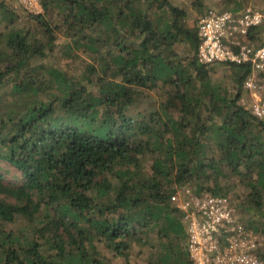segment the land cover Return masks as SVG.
<instances>
[{"label":"trees","instance_id":"obj_1","mask_svg":"<svg viewBox=\"0 0 264 264\" xmlns=\"http://www.w3.org/2000/svg\"><path fill=\"white\" fill-rule=\"evenodd\" d=\"M41 3L32 14L0 0V161L15 169L0 173V264H113L106 253L129 260L138 246L156 250L149 264H192L187 235L171 238L182 222L171 195L233 201L232 182L264 260V119L240 104L250 66H230L233 94L216 83L196 58L198 22L187 28L170 0ZM60 32L64 56L90 59L83 78L33 65L56 55ZM156 88L149 115L131 116Z\"/></svg>","mask_w":264,"mask_h":264},{"label":"built area","instance_id":"obj_2","mask_svg":"<svg viewBox=\"0 0 264 264\" xmlns=\"http://www.w3.org/2000/svg\"><path fill=\"white\" fill-rule=\"evenodd\" d=\"M32 14L42 13L41 0H14ZM264 30V11L246 8L240 15L209 10L198 21L201 40L196 58L202 66L249 65L240 104L264 119V35L250 43L252 29ZM253 98L248 100L246 95ZM171 203L186 227L185 250L192 264H264L258 253L260 236L246 227L234 202L224 196L198 194L192 187H177Z\"/></svg>","mask_w":264,"mask_h":264},{"label":"rangeland","instance_id":"obj_3","mask_svg":"<svg viewBox=\"0 0 264 264\" xmlns=\"http://www.w3.org/2000/svg\"><path fill=\"white\" fill-rule=\"evenodd\" d=\"M174 6H178L182 10L187 13V19L185 20V26L191 30L197 27V22L199 19L209 10L214 9L217 11H226L224 0H170ZM244 3V8H252L260 11H264V0H241ZM243 8V9H244ZM244 9V10H245ZM30 13V12H29ZM43 13V10H42ZM66 37L63 32H60L58 40L55 42L56 45V55H49L46 58H38L34 62V66H44V64H48V66L55 65L61 66L67 73L72 76H78L79 78H83L84 73L86 71V65L91 62L90 59L86 56H81L80 59L73 60L67 58L62 54L63 45L66 43ZM250 43H254V41H250ZM256 43V42H255ZM177 51L180 56L184 58L187 54V47L185 45H178ZM212 70V78L216 83H219L223 88H225L228 92H234V73L235 70L230 66L216 64L211 67ZM6 92V91H5ZM246 94V93H244ZM160 95L159 88L156 89H148L142 93V95L138 98V101L134 105V107L130 110L129 114L133 117H142L148 116L150 113V105L156 100ZM261 96L264 97V91L261 93ZM248 100L251 101L253 98L250 94L246 95ZM163 100V98H161ZM0 173L5 174V180L10 181L11 177L15 174V169H12L7 164L0 161ZM231 197L233 199L234 204L237 206L242 204L243 201V189L239 186H234L232 182L231 187ZM248 212L243 213L244 219L248 218ZM184 223H179L177 227H172V239L174 241L177 240V236L181 234L186 238V229L183 226ZM185 225V224H184ZM7 229H18L19 224L16 225H8L6 224ZM260 236V235H258ZM176 240H175V238ZM261 239V237H260ZM156 250L151 248H136L129 260H126L123 257L113 258L111 254L108 252V256L112 260L113 264H149L150 259L155 255Z\"/></svg>","mask_w":264,"mask_h":264}]
</instances>
